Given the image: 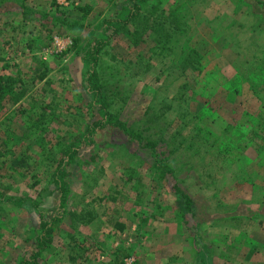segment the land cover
Here are the masks:
<instances>
[{"label":"rangeland","instance_id":"rangeland-1","mask_svg":"<svg viewBox=\"0 0 264 264\" xmlns=\"http://www.w3.org/2000/svg\"><path fill=\"white\" fill-rule=\"evenodd\" d=\"M0 75L27 87L0 110V264L38 238L36 264H150L197 220L240 263L235 219L264 205V0H0Z\"/></svg>","mask_w":264,"mask_h":264},{"label":"crops","instance_id":"crops-1","mask_svg":"<svg viewBox=\"0 0 264 264\" xmlns=\"http://www.w3.org/2000/svg\"><path fill=\"white\" fill-rule=\"evenodd\" d=\"M259 91H263L264 100V81ZM250 207L258 209L249 210L252 214L239 213L238 218L235 219V226L233 227L237 232L242 231L244 239L242 244L233 242V246L229 245L228 248L231 249L229 258L230 261L240 260L238 264H264V205L252 204ZM240 218H245L242 220L245 221L244 224L239 222ZM164 222L170 225L169 222ZM200 224V220L195 221L194 226H188L185 223L183 232L178 238V243L171 245V248H169L170 255L167 257L168 252H163V254L159 251L153 254L151 252L149 253L150 264H218V244H215L212 238L204 243V235L203 231H200ZM167 238L170 240L169 236ZM241 247L243 249H240Z\"/></svg>","mask_w":264,"mask_h":264},{"label":"trees","instance_id":"trees-1","mask_svg":"<svg viewBox=\"0 0 264 264\" xmlns=\"http://www.w3.org/2000/svg\"><path fill=\"white\" fill-rule=\"evenodd\" d=\"M134 15V12H130L128 15V19H130ZM125 19L124 21H126ZM144 29V28H143ZM127 33V32H126ZM105 45V38L102 37H95L91 39L85 47V51L82 54L81 59H83V62H87L89 66L91 67V70L88 73L87 79L94 77V70L93 67L96 66L98 57L100 55V51L102 47ZM191 62V58L189 55H185L182 59V67L188 65ZM91 85V86H90ZM90 89H94V86L90 84ZM27 92L26 84L21 82L20 79L16 77H12L9 75H0V110L6 106L14 105L16 104ZM117 127H119L121 130H124V126L121 123L116 122ZM98 122L92 124V126H97ZM102 126V124H101ZM99 126V127H101ZM91 131V130H90ZM125 134L128 136L130 140H135L138 143V146L143 149H148L152 155L154 156L155 153V146L154 143L146 140L143 136H141L139 133H134L132 131H126ZM60 154L64 156V158H61L57 162V166L55 168V172L52 175V183L57 189L58 192V200L60 202H64L65 198L68 194V185L64 180H62L61 176L62 174H57L58 169L61 168V165L64 164V161H69L71 157L74 155L73 151H71L70 148H61ZM174 187V186H173ZM175 192L179 193L183 198H185V194L181 192V190L177 189L175 187ZM67 214L71 218V223L73 222H85L84 215L75 213L73 211H68ZM88 215V212H87ZM84 218V219H83ZM45 225L43 223L40 224L41 229ZM121 227V226H120ZM45 241H43L41 238H38L36 240V246L35 249L28 255L21 257L19 260L15 262V264H36L37 263V256L39 252L44 248Z\"/></svg>","mask_w":264,"mask_h":264},{"label":"built area","instance_id":"built-area-1","mask_svg":"<svg viewBox=\"0 0 264 264\" xmlns=\"http://www.w3.org/2000/svg\"><path fill=\"white\" fill-rule=\"evenodd\" d=\"M52 42H54L55 44H58V40L56 36L52 37ZM59 50V48H57Z\"/></svg>","mask_w":264,"mask_h":264}]
</instances>
